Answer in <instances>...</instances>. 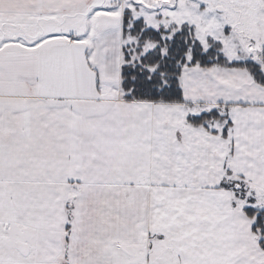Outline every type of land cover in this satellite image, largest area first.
Listing matches in <instances>:
<instances>
[{"label":"snow or ice","instance_id":"6c2138e0","mask_svg":"<svg viewBox=\"0 0 264 264\" xmlns=\"http://www.w3.org/2000/svg\"><path fill=\"white\" fill-rule=\"evenodd\" d=\"M0 264H264V0H0Z\"/></svg>","mask_w":264,"mask_h":264}]
</instances>
